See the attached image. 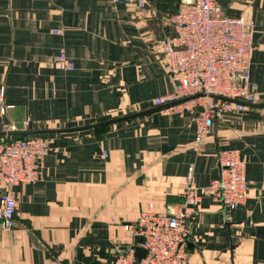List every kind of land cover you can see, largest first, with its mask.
Returning <instances> with one entry per match:
<instances>
[{
  "label": "crops",
  "instance_id": "obj_1",
  "mask_svg": "<svg viewBox=\"0 0 264 264\" xmlns=\"http://www.w3.org/2000/svg\"><path fill=\"white\" fill-rule=\"evenodd\" d=\"M213 1L226 17L253 26L249 81L255 104L263 103L264 0ZM177 4L0 0V131H41L35 136L49 146L40 180L11 188L14 225L0 227V264H109L130 243L122 225L139 210L182 201L189 165L199 202L186 261L264 264V107L215 117L196 155L188 116L152 105L173 91L156 54L173 35L168 20ZM59 51L72 71L54 67ZM226 150L245 163L248 185L244 203L232 210L202 191L218 177L217 155Z\"/></svg>",
  "mask_w": 264,
  "mask_h": 264
},
{
  "label": "built area",
  "instance_id": "obj_2",
  "mask_svg": "<svg viewBox=\"0 0 264 264\" xmlns=\"http://www.w3.org/2000/svg\"><path fill=\"white\" fill-rule=\"evenodd\" d=\"M122 1L137 9L147 3V0ZM168 23L173 35L157 44L156 60L164 67L173 91L155 98L152 105H166L167 111L188 116L194 124L192 149L200 155L215 117L242 112L247 103H255V88L249 81L253 26L244 18L226 17L213 0H178ZM60 33L51 31L52 35ZM53 64L59 71L74 68L62 51L54 57ZM3 114L0 101V115ZM21 126L26 128L27 122ZM9 130L16 128L11 125ZM48 152L47 141L39 136L0 138V189L4 192L0 197L1 229L14 225L16 205L11 188L38 182ZM217 166L218 177L202 191L211 194L222 208L232 210L247 197L245 163L237 151L226 150L218 153ZM198 190L193 167L189 165L180 193L182 201L159 210L149 203L139 210L132 224L122 225L130 243L116 251L109 264H190L186 261L184 243L190 235L193 208L199 202ZM136 248L144 251L138 259Z\"/></svg>",
  "mask_w": 264,
  "mask_h": 264
},
{
  "label": "water",
  "instance_id": "obj_3",
  "mask_svg": "<svg viewBox=\"0 0 264 264\" xmlns=\"http://www.w3.org/2000/svg\"><path fill=\"white\" fill-rule=\"evenodd\" d=\"M246 106H250V107H264V102L263 103H259V104L247 103ZM154 109H156V108H154ZM144 113L145 112H139V113H135V114H132V115L122 116V117L115 118V119H112V120H109V121H106V122H103V123L93 124V125H89V126H86V127H81V128H78V129L93 128V127L98 126V125H104V124H110V123H115V122H119V121H124V120L130 119V118H133V117H137V116L142 115ZM40 133H42V132L41 131H33V130H17L16 129V130L0 131V138L10 137V136H31V135H36V134H40ZM143 254H144L143 249L136 248L135 256H136L137 259L142 257Z\"/></svg>",
  "mask_w": 264,
  "mask_h": 264
},
{
  "label": "trees",
  "instance_id": "obj_4",
  "mask_svg": "<svg viewBox=\"0 0 264 264\" xmlns=\"http://www.w3.org/2000/svg\"><path fill=\"white\" fill-rule=\"evenodd\" d=\"M26 136H10V137H5V139L7 140H15V139H19V138H24Z\"/></svg>",
  "mask_w": 264,
  "mask_h": 264
},
{
  "label": "rangeland",
  "instance_id": "obj_5",
  "mask_svg": "<svg viewBox=\"0 0 264 264\" xmlns=\"http://www.w3.org/2000/svg\"><path fill=\"white\" fill-rule=\"evenodd\" d=\"M39 137H41V136H39ZM42 138V137H41ZM5 139V138H4ZM44 139V138H43Z\"/></svg>",
  "mask_w": 264,
  "mask_h": 264
}]
</instances>
